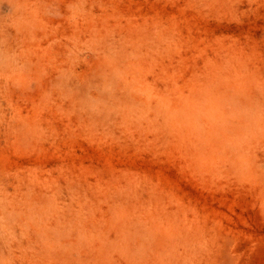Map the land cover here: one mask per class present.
Wrapping results in <instances>:
<instances>
[{"label": "rangeland", "instance_id": "rangeland-1", "mask_svg": "<svg viewBox=\"0 0 264 264\" xmlns=\"http://www.w3.org/2000/svg\"><path fill=\"white\" fill-rule=\"evenodd\" d=\"M0 264H264V0H0Z\"/></svg>", "mask_w": 264, "mask_h": 264}]
</instances>
